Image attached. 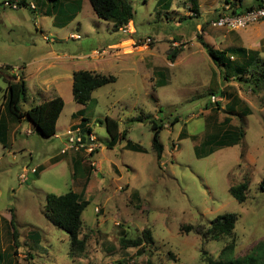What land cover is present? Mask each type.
Listing matches in <instances>:
<instances>
[{
    "label": "rangeland",
    "instance_id": "rangeland-1",
    "mask_svg": "<svg viewBox=\"0 0 264 264\" xmlns=\"http://www.w3.org/2000/svg\"><path fill=\"white\" fill-rule=\"evenodd\" d=\"M4 1L0 0V67L7 65L22 75L35 73L25 81L27 97L20 103L22 109L43 102L33 89L50 96L48 79L59 70L38 73L39 64L44 67L52 59L29 65L30 61L46 57L52 48L66 54L88 53L92 48L100 51L102 45L128 36L112 22L99 19L88 0H78L81 28L92 30L85 33L75 30L76 21L66 28L54 27L52 17L39 10L7 7ZM199 1L194 3L196 8L191 0H130L132 35L151 37L149 54H142L143 59L133 55L100 69L115 76V81L96 88L84 105V125L91 128L90 134L79 130L85 147L59 152L78 107L75 102H67L61 112L58 138L38 134L27 118L13 121L3 106L0 253L5 261L0 264H209L208 258L217 259L226 243L233 241L234 255L243 256L264 240V192L259 188L264 178V83H256V76L264 72V20L238 30L214 27L211 21L220 14L224 0ZM44 2L51 7L58 1ZM64 5L55 9H61V15L73 12V3L68 9ZM225 31L229 43L223 42ZM74 32L81 38H70ZM198 33L215 48L228 43L257 49L258 58L245 76L228 70L225 80V68L208 57L197 41ZM173 47L181 51L170 62L167 53ZM154 70L163 72V85ZM6 82L0 74L1 103ZM106 116L117 120L121 131L127 130L126 137L112 147H108ZM151 118L165 124L159 132L163 144L159 160L151 146ZM174 118L177 121L170 126ZM229 125L238 129L237 144L219 146L207 156L195 153V146ZM88 137L94 144H87ZM128 140L139 149L128 148ZM74 156L80 165L73 178ZM245 182L246 198L239 203L228 189ZM86 188L88 195H84ZM69 190L82 192L89 200L81 214L86 247L80 257L69 255L67 233L46 216L47 195ZM226 212L237 215L232 235L213 240L195 231L198 226L206 230L214 217ZM189 225L192 229L188 230ZM145 228L151 231L152 244L121 246L122 235L135 238ZM34 234L39 236L37 243Z\"/></svg>",
    "mask_w": 264,
    "mask_h": 264
},
{
    "label": "trees",
    "instance_id": "trees-1",
    "mask_svg": "<svg viewBox=\"0 0 264 264\" xmlns=\"http://www.w3.org/2000/svg\"><path fill=\"white\" fill-rule=\"evenodd\" d=\"M10 1L14 2L15 0ZM88 1L96 16L99 19L112 22L113 27L116 30L123 25L128 24L133 17V9L130 0ZM224 2L230 3L232 5V12L235 13H239L246 8L242 5V0H224ZM17 4L19 7L30 6L26 0H17ZM197 41L215 65L225 68L227 75L225 80H227L229 76L228 70H231V73L234 76H245L250 66H252L258 58L259 51L253 49H247L244 47H229L226 49L213 48L203 39L200 33L197 34ZM180 51L181 47L171 48L167 53V59L170 62H174ZM231 64L235 67L232 68ZM11 70V67L7 65L0 67V74L7 81L3 95L4 102H2L6 112L13 121H19L20 119L27 118L35 127V131L42 136H54L56 133L57 120L64 108L63 99L59 95H55L46 101L34 104L27 109H22L20 103L22 101L24 102L27 97L26 82L22 74L14 73ZM157 75L159 78L161 77L159 85H163L165 83L163 72H158ZM114 81L115 76L110 74L105 75L99 72L83 69L76 70L72 73L73 100L76 103L85 105L90 101L92 93L96 88ZM259 82L264 83V72L260 76H256V83ZM176 121L177 118H174L169 121L168 124L171 126ZM82 122L83 127L82 129L80 127V131H86V133L90 134L91 129L84 127L85 118H82L80 124H82ZM150 122L154 130L151 138V146L156 153L157 159L159 160L163 152V144L159 140V132L165 124L161 122V120L158 122L153 118L150 119ZM228 122L229 119L227 118L225 125L226 123L228 124ZM104 125L110 138L108 147H112L119 139L126 137L127 130L123 129L121 131L117 120L106 116L104 118ZM217 134L218 135L215 133V137H211L214 135H210L209 139H206L198 146H195V153L198 156H207L214 152L219 146H233L237 144L241 138L239 136L238 129L230 125L227 129H221L219 133L217 132ZM83 144L86 146L84 142ZM126 146L134 150L139 149V147L133 144L130 140H128ZM72 161V176L74 178L79 172L80 162L75 156ZM259 188L262 192H264V178L261 179ZM247 189L248 184L245 182L230 186L228 191L237 202L242 203L246 198ZM88 201L89 200L82 197V192H76L73 190H69L59 195L53 193L47 195L46 216L50 223L67 233L69 238V255L71 257H80L85 251L86 236L82 235L83 222L81 214L84 208L88 205ZM13 218L14 216L12 215L10 217V224L12 228V245L14 246L13 252L16 253L15 248L18 247V241L17 230L14 227ZM236 220L237 215L233 212L218 214L210 221V225L206 230H204L203 227L198 226L195 231L200 232L204 237L207 236L213 240L221 239L232 235ZM186 228H188V230L192 229L190 225ZM34 236V241L38 242L39 236L37 234H34ZM119 242L121 246L125 248H140L144 243L152 244L153 237L151 231L148 228H145L142 230L141 234L135 238H126L125 235H122ZM1 260L5 261V257H3L2 253H0V261ZM207 261L209 264H264V240L260 241L256 246H253L243 256L234 255V243L231 241L226 243L221 248L217 259L208 258ZM148 264L151 263L148 262Z\"/></svg>",
    "mask_w": 264,
    "mask_h": 264
},
{
    "label": "crops",
    "instance_id": "crops-1",
    "mask_svg": "<svg viewBox=\"0 0 264 264\" xmlns=\"http://www.w3.org/2000/svg\"><path fill=\"white\" fill-rule=\"evenodd\" d=\"M26 1L29 3L30 7H31V5L34 6L33 7L34 10H39L40 13H43L47 16L52 17V19H53L52 24L54 27L66 28L76 21V23H78L77 27L75 28L76 31L83 30L84 33L89 31V30H86L88 28V26H86L85 29L81 28L80 21L77 18V15L81 11V8H80L81 4L78 0H70V2H64V0L63 1L57 0L58 2L51 7L48 3H45L44 0H33V2H32V0H26ZM205 1L206 0H200L199 3L205 4ZM63 3H65L64 6L67 9H68V5H71V3H73L74 4V7H73L74 9L72 10L73 12H69L68 15H65V14L61 15V13H60L61 9L56 10L55 7L56 6H62ZM194 3H196V0H193V5H194ZM249 3L244 2L242 0V5L245 7H247ZM196 5H194V6L196 7ZM206 6H207V4H206ZM129 24H130V22H129ZM89 32H92V30H90ZM71 34H79V32H74ZM236 35H237V38H239V35L238 34H236ZM236 35L234 38H236ZM133 37L134 36L131 33V34H128L127 37H123L122 39H120L116 42H109L108 44H105V46L102 45V47L99 50L104 51L105 53L102 54L101 56H97V57L94 56V53H95V51H98V48H92L90 50L91 52L89 51L88 53H76V54H66L65 52H63L64 50H62V49L59 50V52H58L57 49L55 50L54 48H52L49 51L50 54H48L46 57H41V58H38V59H35V60H32L29 62V65H30V64H34V63H40L44 59H48V58L52 59L53 62L46 64L44 67H42V65L39 64V66L36 68V72H38V73H43V69H45V71H48L51 69H56V68L59 69L58 71L54 70L53 72H51V75H50L51 77L48 79L50 82V85H51L48 88H52L51 89L52 92H51L50 96H48L45 93L47 91L38 92L37 90L33 89V94L37 93V94L41 95L43 101L44 100L46 101V100L52 98V96L59 95L64 101V107L66 106L67 102H70V103L75 102L73 100V95H72V73L74 71L83 69V70H89V71L101 73L102 70H100V69H104V68L106 69L108 66L112 65V62H114V61H116L115 63L118 64L120 61H122L125 58L131 59V57L133 55H136L140 59H143L144 57L142 54H144V56H146V53L149 54L148 49H143L142 47H140V49H138L139 51L136 52L137 48H133L131 46V42L134 39ZM222 37L225 39V41H223V42H226V41L228 42V40H229V42L231 41V39H229L230 36L227 34L226 31L222 34ZM80 38H81V36H80ZM80 38H78V39H80ZM72 39H75V38H72ZM228 43H226L227 45L225 46V48H216V49H226L229 47H244L243 45H240V44L235 45V46H229ZM213 48H215V47H213ZM244 48H246V47H244ZM247 49H252V48H247ZM124 50H127V52L124 53L123 55L119 54V52H123ZM253 50H257V49H253ZM131 53H133V54H131ZM77 63H78V65H77ZM82 64L85 66H82ZM57 65H59V66H57ZM73 65H77V66L73 67ZM20 72L23 73L22 70H20ZM154 73H158L157 70H154ZM34 75H35L34 72H29L27 75H25V73H24L23 76H24V79L26 81L27 78H29V77L32 78V77H34ZM47 86H48V83L46 82L45 87H47ZM3 102H4V100H3ZM0 104H1V109H0V117H1V110L3 108V103L0 102ZM75 104H78V107L77 108L75 107V110L73 111V115H72L73 121L71 122L70 126L69 125L67 126L66 129H68L69 127L73 128V129L81 127V129H82V127H83V122H82V124H80V123H81L82 118L84 117L82 114L83 110H84V105L76 103V102H75ZM60 115H61V113H60ZM59 118H60V116H59ZM59 118H58V120H59ZM58 120L56 123V133L53 136L54 138H58V134H57ZM2 127H4V124L1 122V118H0V129ZM84 127L90 128L87 123L84 125ZM27 130L29 131L30 129H27ZM14 131L16 132V130H14ZM1 133H5V132L0 130V134ZM63 137L65 139V136H63ZM90 144H94V143L91 142ZM89 192H90V189L86 188L84 190V195L85 194L88 195Z\"/></svg>",
    "mask_w": 264,
    "mask_h": 264
},
{
    "label": "built area",
    "instance_id": "built-area-1",
    "mask_svg": "<svg viewBox=\"0 0 264 264\" xmlns=\"http://www.w3.org/2000/svg\"><path fill=\"white\" fill-rule=\"evenodd\" d=\"M4 6L11 7V8H18L17 0L11 2L10 0L4 1ZM34 6L31 5V8ZM264 19V0H252L248 6L243 9L239 13L232 12V5L230 3H225L222 6V10L220 14L211 21V25L214 27L224 28L226 30H238L245 28L249 24L258 22ZM131 24H126L120 27L119 29L123 34H131ZM70 38L78 39L80 38L79 34H71ZM133 41L131 42V46L133 48H140L143 49L149 48L150 44L152 43V39L150 36H136L133 37ZM104 51H95L94 56H100L104 54ZM213 98V97H212ZM80 129L69 128L66 130L65 133V140L63 141V145L60 148V154H65L70 150H78L80 147H83L84 144L82 142V138L80 135ZM90 145V144H88ZM85 147V146H84ZM88 147V146H87ZM36 168H32L31 172H35ZM24 177V173L22 174V178Z\"/></svg>",
    "mask_w": 264,
    "mask_h": 264
},
{
    "label": "water",
    "instance_id": "water-1",
    "mask_svg": "<svg viewBox=\"0 0 264 264\" xmlns=\"http://www.w3.org/2000/svg\"><path fill=\"white\" fill-rule=\"evenodd\" d=\"M91 142H93V140L88 137L87 144H90Z\"/></svg>",
    "mask_w": 264,
    "mask_h": 264
}]
</instances>
